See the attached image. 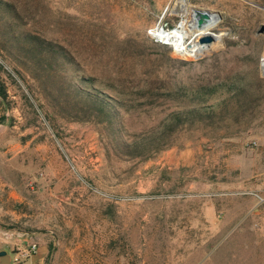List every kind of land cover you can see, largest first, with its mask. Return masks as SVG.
<instances>
[{
  "label": "rangeland",
  "instance_id": "obj_1",
  "mask_svg": "<svg viewBox=\"0 0 264 264\" xmlns=\"http://www.w3.org/2000/svg\"><path fill=\"white\" fill-rule=\"evenodd\" d=\"M11 1L76 55L97 88L123 92L119 122L129 134L158 128L206 87L248 88L254 98L249 109L232 104L229 116L183 128L140 161L103 125L70 121L0 51L4 247L23 260L32 244L51 246L45 264H264V0ZM197 9L218 21L210 30L218 38L200 53H178L155 37Z\"/></svg>",
  "mask_w": 264,
  "mask_h": 264
},
{
  "label": "trees",
  "instance_id": "obj_2",
  "mask_svg": "<svg viewBox=\"0 0 264 264\" xmlns=\"http://www.w3.org/2000/svg\"><path fill=\"white\" fill-rule=\"evenodd\" d=\"M24 9L11 0H0V51L12 57L41 85L46 100L73 122H95L105 127L115 137L126 157L146 161L153 159L174 143L183 128L197 121L214 123L219 112L229 116L233 110L248 108L254 94L248 88H232L217 84L202 92H192L187 106L170 112L158 128L141 134H129L120 125V110L126 109L122 91H115L107 82H101L106 90L115 91L109 96L97 88V78L84 76V70L76 55L65 45L35 30ZM239 89V90H235ZM220 98L209 104L215 93ZM7 90L0 79V102L7 108ZM255 103V100H254ZM232 106V107H231ZM126 111V110H125ZM6 121L5 115L0 124ZM127 137V138H126ZM49 247L48 258L52 255Z\"/></svg>",
  "mask_w": 264,
  "mask_h": 264
},
{
  "label": "bare ground",
  "instance_id": "obj_3",
  "mask_svg": "<svg viewBox=\"0 0 264 264\" xmlns=\"http://www.w3.org/2000/svg\"><path fill=\"white\" fill-rule=\"evenodd\" d=\"M191 19L188 22H181L177 27L171 30H165L158 28L155 33V37L162 43L173 46L175 51L181 54L194 53L198 54L206 47L199 44L198 37L209 33L210 30L217 25V16L211 14V18L202 26L197 24L198 14L196 10L190 13ZM195 32V35L191 41H187L189 33ZM216 39L218 36H215Z\"/></svg>",
  "mask_w": 264,
  "mask_h": 264
},
{
  "label": "crops",
  "instance_id": "obj_4",
  "mask_svg": "<svg viewBox=\"0 0 264 264\" xmlns=\"http://www.w3.org/2000/svg\"><path fill=\"white\" fill-rule=\"evenodd\" d=\"M3 110H4L3 105L0 102V118L4 115V111ZM3 130L4 129H1V131H3ZM9 146L10 147H9L8 151H12L13 152L15 146H17V145H15V144L14 145H10L9 144ZM20 147H21V145H20ZM23 147L24 148H22L20 151L14 152V154L10 158H8V160L11 161V159L15 158L16 155H18V154H20V153H22L24 151L26 152L28 147H29V144H26ZM184 163L185 162H183V164ZM4 246L5 245H3L2 242H0V252L3 251V250L7 252V254L9 255L10 264H45V257H46V255L48 253V249H47L46 246H39L37 252L34 255L26 257L23 260H18L19 259L18 258L19 254H21V252L20 253H12L9 250H7ZM1 262H2V259L0 258V264H1Z\"/></svg>",
  "mask_w": 264,
  "mask_h": 264
},
{
  "label": "water",
  "instance_id": "obj_5",
  "mask_svg": "<svg viewBox=\"0 0 264 264\" xmlns=\"http://www.w3.org/2000/svg\"><path fill=\"white\" fill-rule=\"evenodd\" d=\"M196 11L198 14L197 24L199 27H202L211 18V14H213L207 10L203 11V10L197 9ZM259 32L260 33L264 32V25L261 26ZM215 41H216L215 36L209 33L202 35L198 40L199 44L204 47H208ZM262 71L264 74V62L262 63ZM0 258L2 259L1 264H10L9 255L7 254L6 251L3 250L0 252Z\"/></svg>",
  "mask_w": 264,
  "mask_h": 264
},
{
  "label": "built area",
  "instance_id": "obj_6",
  "mask_svg": "<svg viewBox=\"0 0 264 264\" xmlns=\"http://www.w3.org/2000/svg\"><path fill=\"white\" fill-rule=\"evenodd\" d=\"M38 250V246L36 244H32L28 250H26L23 254L27 257L34 255Z\"/></svg>",
  "mask_w": 264,
  "mask_h": 264
}]
</instances>
